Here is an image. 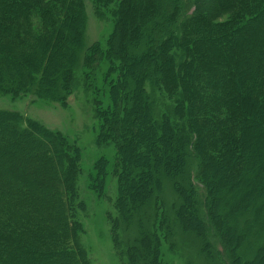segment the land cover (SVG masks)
<instances>
[{
  "label": "trees",
  "instance_id": "1",
  "mask_svg": "<svg viewBox=\"0 0 264 264\" xmlns=\"http://www.w3.org/2000/svg\"><path fill=\"white\" fill-rule=\"evenodd\" d=\"M85 1L0 0V95L67 105L76 71L90 91L107 63L97 143L115 157L96 162L93 189L105 199L107 177L118 181L107 217L119 264H174L163 250L176 247L174 228L195 235L201 251L209 242L218 264H264V0H92L100 13L113 9L105 48L85 45ZM0 128L9 139L0 141V264H90L80 147L18 111L0 109ZM160 157L179 197L171 208L151 184L163 179ZM179 165L182 177L170 171ZM251 174L259 177L248 187ZM141 180L136 200L150 214L126 238ZM218 194L223 206L235 201L223 208ZM189 245L178 250L183 264H193Z\"/></svg>",
  "mask_w": 264,
  "mask_h": 264
},
{
  "label": "rangeland",
  "instance_id": "2",
  "mask_svg": "<svg viewBox=\"0 0 264 264\" xmlns=\"http://www.w3.org/2000/svg\"><path fill=\"white\" fill-rule=\"evenodd\" d=\"M167 1V0H166ZM85 13H86V28H85V45L93 46L100 45L105 48L107 39L110 34L113 32L115 19L113 18V9L104 8L101 13L97 10L95 3L92 0L85 1ZM219 12L215 11L216 15ZM217 18V22L226 21L228 18L227 14H222L221 16L215 17ZM164 20L161 22L159 19L158 24L154 27L161 31L163 29ZM153 47H156V43H153ZM145 63H148L147 60H143L142 62H137L134 65V70L140 71ZM100 69H97L93 74V89L87 91L84 87V75L82 74L81 69L79 68L76 71V85L73 90V94L70 96L67 105H62L60 103L46 101L43 99H37L33 96H24L19 98H13L9 95H0V109L5 110H13L18 111L25 115L26 117L32 118L34 120L39 121L46 128H51L53 130H57L62 132L65 136H67L71 141L75 142L82 151V169L83 173L79 180V189H80V198L86 205V211L80 215V219L82 220L84 226V234L82 235L81 242L83 247L86 249L90 264H119V257L115 251L114 243L112 239V225L107 217L109 211L115 213L114 202L116 200L117 195V180L115 177L111 175L107 177L106 182V194L105 199H101L98 196L95 189H93V177H96L95 164L101 158L105 157L110 161V164L113 162L115 157V149L112 145L100 146L97 143V135L99 132V121L95 116V105L96 101L100 100L104 105H107L109 102L107 96L108 86L104 81L106 72L109 68L107 63L99 64ZM147 67V66H146ZM140 74V72H139ZM3 86V83H1ZM2 91V87H1ZM8 129L10 128L7 126ZM5 139L9 140L5 131L0 128V141L6 142ZM4 140V141H3ZM176 142V141H175ZM177 142L175 143V145ZM254 146L256 144L254 143ZM175 147H172V151H174ZM259 154L262 155L263 148H258ZM166 152V151H165ZM165 158V154L161 156ZM158 162L159 167L157 168V173L163 176V179L160 180V177L156 180L152 179L151 184L153 187H160L161 184L163 187V193L161 197H164V200H167L166 205L168 208L173 205V199H178V195L175 192L176 186L168 180L170 178L169 174H166L163 168V159ZM198 157V156H196ZM194 158V157H193ZM171 160V159H169ZM192 160V159H191ZM195 160H198L197 158ZM163 168V169H162ZM162 170L164 171V175H162ZM170 171L176 174L178 177H182L183 167L173 168L170 167ZM214 179H217L215 173ZM144 176V175H143ZM248 175V178L251 179L248 187H252V182L258 178L257 174ZM134 177V175L132 176ZM144 178V177H143ZM146 179V178H145ZM144 181V179H142ZM140 183V186H132V190L134 194L132 196V201L128 206V213L130 214V222L124 231V237L129 238V236H137L138 230H132V228L137 226V221L135 218L142 219L145 217L144 214H150V212L140 209H144V201L137 202V197L140 196V191H143L147 188L145 182ZM229 181L230 179L226 178L225 181ZM182 185L184 184L183 180L181 181ZM236 183V182H235ZM229 183L220 184L221 192L222 189H226ZM238 184V185H236ZM233 184L231 188L237 189V192L242 194V186L239 182ZM238 186V188H237ZM169 188L171 190L169 191ZM174 191V192H173ZM138 195V196H137ZM222 195H215L218 197L219 202L222 205ZM262 197V196H261ZM235 199L230 201V198L224 204L229 206V204H233ZM246 204V203H245ZM253 204H247V207H251ZM223 206V208H224ZM237 207V206H235ZM239 207V206H238ZM125 212V211H124ZM126 222V221H125ZM127 224V222H126ZM176 230V247H170V244H164V257L167 258L169 262H173L174 264H183V261L179 259V256L183 258L184 245H189L187 255L188 259L193 260V264H218L217 259H215V254L211 249V246L203 247L202 251L199 248L197 237L188 236L185 232H181L179 229L174 228ZM130 241V240H129ZM187 241V243H186ZM200 241V240H199ZM179 248L181 251H178ZM192 252H189V251ZM177 251V254H173V252ZM195 255V256H194ZM194 256V257H193ZM140 260H143L142 257H139ZM145 260V259H144Z\"/></svg>",
  "mask_w": 264,
  "mask_h": 264
}]
</instances>
